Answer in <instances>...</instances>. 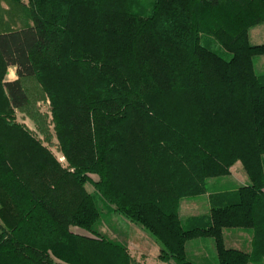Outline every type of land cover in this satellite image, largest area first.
I'll use <instances>...</instances> for the list:
<instances>
[{"label":"trees","instance_id":"1","mask_svg":"<svg viewBox=\"0 0 264 264\" xmlns=\"http://www.w3.org/2000/svg\"><path fill=\"white\" fill-rule=\"evenodd\" d=\"M2 1L0 264H141L98 234L101 203L151 234L159 262L197 264L185 246L207 238L216 264L264 262V44L248 38L264 0ZM236 162L249 183L210 190ZM204 194L208 215L182 221L181 200ZM227 229L250 250L224 246Z\"/></svg>","mask_w":264,"mask_h":264},{"label":"rangeland","instance_id":"2","mask_svg":"<svg viewBox=\"0 0 264 264\" xmlns=\"http://www.w3.org/2000/svg\"><path fill=\"white\" fill-rule=\"evenodd\" d=\"M3 10H6L8 5L5 2H1L0 5ZM249 40L252 45L264 44V24H256L255 26L249 29ZM218 48V46H217ZM226 57L229 58V54L226 53ZM254 70L257 74H264V56H259L254 59ZM12 68H8L6 72L5 79H10L12 77ZM37 99L34 101V108L37 112V115L40 116V121L44 119V125L51 134L50 142L45 143V146L51 151V153L56 158L57 162L60 163L62 167H67V162H65L64 157L58 151L57 148V139L55 136L54 126L52 124V114L50 109V102L47 98ZM32 110V107H31ZM15 119L18 123L26 126L29 130L36 133L37 129L33 122L21 112L14 111ZM43 126V124H42ZM43 138V137H42ZM241 164L236 162L233 166L230 167V172L227 176H224L222 179H212L210 190H223L231 189L236 187H241L247 185V176L244 172V169L241 168ZM98 178L96 175L87 174L86 175V184L85 188L88 192L100 191L101 189L98 186ZM218 188V189H214ZM208 195L204 194L195 198H185L181 200L179 209L180 219L186 220L188 217L193 215H208ZM100 208L102 209L103 215L99 224H97L98 234L117 240L121 243H124L128 246L130 255L134 257L138 263L141 264H171L162 263L158 261L159 248L161 245L157 243L149 232L141 228L138 224L128 221L126 218L121 215L109 212V208L101 203ZM71 230L79 235L90 236V233L74 227ZM224 246L227 248L239 249L245 252H248L249 249V233L244 230L239 229H227L224 230ZM214 242L212 239H201L193 240L187 243L186 253L189 260L202 264L205 259L208 264H216V254L215 247H213ZM53 264H65L58 260H54ZM264 264V262L260 263Z\"/></svg>","mask_w":264,"mask_h":264},{"label":"crops","instance_id":"3","mask_svg":"<svg viewBox=\"0 0 264 264\" xmlns=\"http://www.w3.org/2000/svg\"><path fill=\"white\" fill-rule=\"evenodd\" d=\"M10 68H12V72H11V73H12L13 75H12V77H11L10 79H6V80H8V81H12V80H15V79H16V75H15V73H14V72H15V68H14V67H10Z\"/></svg>","mask_w":264,"mask_h":264}]
</instances>
